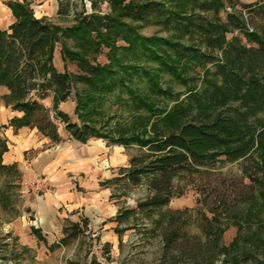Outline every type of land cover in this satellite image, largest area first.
Listing matches in <instances>:
<instances>
[{"label":"trees","instance_id":"obj_1","mask_svg":"<svg viewBox=\"0 0 264 264\" xmlns=\"http://www.w3.org/2000/svg\"><path fill=\"white\" fill-rule=\"evenodd\" d=\"M58 1L62 7L64 0ZM108 1L109 13L82 16L67 27L37 18L28 0L6 2L15 21L0 30V87L8 91L6 105L21 115L0 127V176H21L17 164L3 162L9 151L3 128L29 127L58 143L63 123L81 143L103 139L109 146L139 149L115 183L145 182L150 196L138 209L150 219L182 194L181 182L218 163L242 162L244 191L235 198L217 192L210 215L201 216L204 241L186 242L194 259L213 264L225 253V222L240 228L246 211L248 221L262 225L264 0L241 6L225 0ZM228 9L223 20L220 14ZM142 27L158 33L146 36ZM58 44L77 73L56 68ZM73 93L78 122L60 110ZM48 96L52 109L41 102ZM12 183L0 188L4 210L13 205ZM132 211L116 220L124 222ZM182 214L168 211L156 220L164 225L166 251L183 239ZM71 231L69 238L81 233L78 224ZM33 233L43 240L38 229Z\"/></svg>","mask_w":264,"mask_h":264},{"label":"rangeland","instance_id":"obj_2","mask_svg":"<svg viewBox=\"0 0 264 264\" xmlns=\"http://www.w3.org/2000/svg\"><path fill=\"white\" fill-rule=\"evenodd\" d=\"M8 1L14 0H0V30L7 29L15 21L6 3ZM28 1L37 18L46 19L60 27L71 26L82 16L93 13L107 14L111 11L108 0H64L62 7L58 0ZM225 1L227 6H230L231 2H239L241 6L256 0ZM229 11L231 10L222 11L220 17L225 20ZM140 31L146 36L158 33L155 27H142ZM229 38H232V34ZM241 38L245 42L244 37L241 36ZM61 47V44H58L54 54L56 68L61 72L77 73L76 65L67 64L63 60ZM107 52L108 50H105L99 57L100 63H107ZM5 94H7L6 91L0 88V111L6 112L7 116L15 114L16 111L6 105ZM74 96L73 93L61 103L60 110L68 114L73 122H78ZM41 102L45 107L52 109L53 96H48ZM114 111L115 108L112 112ZM259 117L264 120V113ZM59 131L60 133L66 132L63 123H59ZM89 141L93 146L97 143L102 144L103 148L106 147L104 156L94 170L100 172V178L105 180L102 184L109 187L111 199L119 207L116 216L111 218V226L115 227L109 230L103 228L92 230L84 225L80 228L81 233L75 238L65 239L66 241H61V245H53L52 249L46 246L54 255L45 261H38L36 259L38 252L25 249L7 225L25 211L21 197L23 180L16 174L15 177L0 176V188H3L9 180L14 186L13 205L5 210L0 206V264H206V260L202 258H193L190 253L192 245L189 246V244L194 242V237H202L204 241L200 229L203 223L201 216L210 215L209 205L217 199V192H226L230 198H235L244 191L242 183H248V180L242 174L243 163H218L209 168L207 172L181 182L179 185L183 189L182 194L174 197L168 206L149 219L147 212L138 209L139 204L150 196L145 182L138 186L126 185L124 181L115 183V180L120 178L122 169L129 168L131 158L140 154L139 149L137 147L127 149L119 145L109 146L103 139H90ZM50 143L56 144L53 141ZM39 181L40 179L35 182ZM42 183L46 186L44 182ZM130 210L134 213L130 214L124 222L119 223L116 220L122 212ZM168 211L183 212L182 232L184 236L181 243L184 244L180 247L181 243H179L166 251L162 237L164 225H160L156 220L161 217V213ZM240 215V228L233 221L225 222L226 231L222 236L225 253L213 264H264V212L260 215L262 225L248 221L246 211L241 212ZM27 218L34 227L36 222H33V215H28ZM106 231L109 233L103 234ZM93 234L96 235L92 236ZM188 240L189 244L186 245Z\"/></svg>","mask_w":264,"mask_h":264},{"label":"crops","instance_id":"obj_3","mask_svg":"<svg viewBox=\"0 0 264 264\" xmlns=\"http://www.w3.org/2000/svg\"><path fill=\"white\" fill-rule=\"evenodd\" d=\"M0 88L8 92L6 88ZM5 113L0 111V127L8 126L13 117L21 115L16 112L7 116ZM2 132L9 146L3 162L18 165L25 209L15 221L7 224L8 229L25 249L38 252V261L54 255L49 250L53 245L75 238L68 237L74 224L92 230L115 227L111 226V218L116 216L119 207L112 201L109 187L102 184L105 180L100 178V172L94 170L106 147L97 143L93 146L90 141L81 143L65 131L60 133L62 139L56 144H51V140L29 127L17 131L7 127ZM38 179L46 184L45 188L34 184ZM28 215H33L34 227L28 221ZM34 228L40 231L43 240L33 233Z\"/></svg>","mask_w":264,"mask_h":264},{"label":"built area","instance_id":"obj_4","mask_svg":"<svg viewBox=\"0 0 264 264\" xmlns=\"http://www.w3.org/2000/svg\"><path fill=\"white\" fill-rule=\"evenodd\" d=\"M39 182H41V181H39ZM39 182H34V184L36 185V186H38L39 188H44L45 187V185L41 182V183H39Z\"/></svg>","mask_w":264,"mask_h":264}]
</instances>
